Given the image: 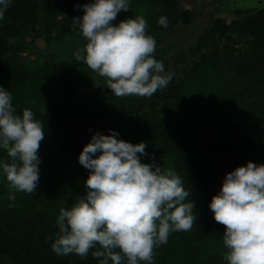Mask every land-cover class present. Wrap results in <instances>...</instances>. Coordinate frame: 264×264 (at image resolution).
Masks as SVG:
<instances>
[{"label":"trees","instance_id":"obj_1","mask_svg":"<svg viewBox=\"0 0 264 264\" xmlns=\"http://www.w3.org/2000/svg\"><path fill=\"white\" fill-rule=\"evenodd\" d=\"M38 1L11 0L0 20V86L12 93L16 114L22 116L25 108L32 110L45 132L39 148L42 162L35 192L10 189L0 168V264H100L102 258L92 256L100 248L98 244L83 259L75 254L57 256L51 248L61 234L57 225L60 209H70L87 191L89 170L79 163L83 151L79 147L83 149L97 132L91 130L90 115L76 125L70 121L73 110L69 99L90 82L94 71L75 56L71 61L46 59L41 44L35 45L39 37L35 30ZM41 1L54 16L50 23L55 26L56 0ZM133 1L135 8L141 9L137 14L162 31L165 28L158 24L162 16L173 19V25L178 21L189 25L196 15L194 10L180 11L176 0ZM75 16L73 12L63 18V27L67 28ZM217 32L219 38L227 40H232L234 33L249 35L254 37L249 41L252 49L264 47V9L242 23L227 25L217 20L213 30L200 38L196 50L217 44ZM35 49L38 64L21 57ZM77 49L73 48L74 53ZM202 57L203 63L185 70L180 81L173 77L166 89L152 95L151 102L134 95L87 98L95 105V125L104 121L98 131L103 135H110V130L118 132L129 114L137 115L125 123L120 138L132 144L146 142L147 155L141 156V162L174 169L190 193L186 202H194L197 219L193 227L173 232L167 244L156 247L154 264H225L221 251L225 226L215 221L210 203L229 172L249 161L264 164V94L245 86L221 94L217 84L224 75L219 69L207 70L208 57ZM155 58L164 63L162 57ZM80 102L86 104L85 100ZM146 103L153 110L150 115L144 109ZM0 160L11 162L6 150L0 149ZM12 195L16 197L10 199Z\"/></svg>","mask_w":264,"mask_h":264},{"label":"clouds","instance_id":"obj_2","mask_svg":"<svg viewBox=\"0 0 264 264\" xmlns=\"http://www.w3.org/2000/svg\"><path fill=\"white\" fill-rule=\"evenodd\" d=\"M10 3L0 0V20ZM77 7L83 16L73 22L87 43L76 50L75 59L105 77L116 97L150 98L167 88L173 73H166L163 61L154 56L156 40L147 34L145 16L114 23L121 11L130 10V0H93ZM158 24L167 28V17ZM43 129L32 110L16 114L12 93L0 86V149L11 161L0 160V168L16 192L37 189ZM110 132L94 134L80 153L79 163L89 170L86 195L70 209H60L61 234L51 248L57 256L83 259L98 244L92 256L102 258L100 264H154L156 247L167 244L173 232L191 230L195 205L186 202L190 193L174 169L141 162L146 142L132 144ZM210 208L215 221L225 226L228 264H264V164L249 161L229 172Z\"/></svg>","mask_w":264,"mask_h":264},{"label":"rangeland","instance_id":"obj_3","mask_svg":"<svg viewBox=\"0 0 264 264\" xmlns=\"http://www.w3.org/2000/svg\"><path fill=\"white\" fill-rule=\"evenodd\" d=\"M176 1L179 4L178 9L180 11L194 10L196 12L194 19L189 25H184L181 21L173 25L172 19L168 21V27L165 28V31H162L160 27L154 29L152 27L154 22L148 21L147 27V34L156 40L154 55L163 58L165 72L173 73V77L177 81H180L185 77V70H191L195 63H203L204 58L202 56L204 55L208 57L209 68L207 70L214 71L215 69H219L220 73L224 75L219 77L217 84V88H219L221 94L238 91L244 86L256 94H264V47L252 49L249 41H254V37L249 35L240 36L234 33L232 40H227L219 38V33L217 32L215 35L217 44L196 50L200 38L204 36L207 30H213L217 20H223L227 25H231L235 21L240 23L245 22L250 16L264 9V0ZM90 2L93 1L56 0L58 9L55 8V11H57L58 19H56L57 22L54 26L50 23L54 17L50 9L45 6L44 2L38 1V23L35 25V30L38 32L39 37L35 39V45L41 44V41L44 42V45L39 46V48H41L40 50H42L46 59L51 60L53 58L56 61H71L74 56L73 48L78 46L79 49H82L86 45L87 41L75 23L72 21L66 28L63 27L65 25L62 24L61 20L73 12H75V18L82 17L83 9L82 7L78 8L77 5L82 6ZM135 6L136 3L130 0V10L127 12L121 11L114 23L118 24L125 16L135 17L138 15L137 13L141 9L137 10ZM30 34H33V32H30ZM216 51L218 54L214 56L213 54ZM21 57L28 63H39L37 49L32 52H25ZM226 57L229 58L228 61ZM214 75L217 77L219 74ZM90 96H101L109 99H113L116 96L106 86V78L94 72L90 82L70 97L69 102L73 110L70 114V121L76 125L90 115L92 116L90 120L91 130L98 132L100 125L104 121L101 120L99 125H95V120H98L93 113L95 110L94 102L92 100L88 102L89 99L87 98ZM145 99L147 103L154 100L152 96L150 98L145 97ZM80 100H85L86 104L81 105ZM125 100L123 98V102ZM147 103L144 109L150 115L153 110H151V105ZM143 112L139 115H142ZM136 116L135 114H129L126 117L124 124L118 128V139H121L120 135L125 123H128L132 117L135 119ZM79 149L83 150L81 147ZM11 197L15 198L16 196L12 195ZM221 251L224 255L228 249L223 245ZM225 264H228V262H225Z\"/></svg>","mask_w":264,"mask_h":264},{"label":"water","instance_id":"obj_4","mask_svg":"<svg viewBox=\"0 0 264 264\" xmlns=\"http://www.w3.org/2000/svg\"><path fill=\"white\" fill-rule=\"evenodd\" d=\"M44 45V42L43 41H41V46H43Z\"/></svg>","mask_w":264,"mask_h":264}]
</instances>
